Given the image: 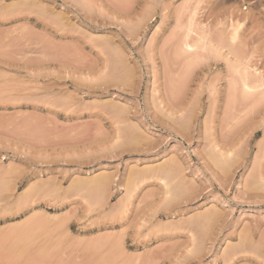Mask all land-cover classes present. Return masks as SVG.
<instances>
[{"label":"rangeland","instance_id":"rangeland-1","mask_svg":"<svg viewBox=\"0 0 264 264\" xmlns=\"http://www.w3.org/2000/svg\"><path fill=\"white\" fill-rule=\"evenodd\" d=\"M0 264H264V0H0Z\"/></svg>","mask_w":264,"mask_h":264},{"label":"bare ground","instance_id":"bare-ground-1","mask_svg":"<svg viewBox=\"0 0 264 264\" xmlns=\"http://www.w3.org/2000/svg\"><path fill=\"white\" fill-rule=\"evenodd\" d=\"M189 47H190V46H189ZM19 233H20V232H19ZM19 233H16V234L18 235ZM20 234H21V233H20ZM23 234H24V233H23ZM17 235H16V237H17ZM21 235H22V234H21ZM19 236H20V235H19ZM21 237H22V236H21ZM23 237H25V236H23ZM18 238H20V237H18ZM21 239H22V238H20L19 240L21 241ZM25 239H26V238H25ZM16 241H18V240H16ZM20 241H19V242H20ZM16 243H18V242H16ZM22 246H24V244H22ZM22 246H21V247H22ZM16 253H17V252H16ZM19 253H20V252H19ZM40 253H41V255H42V252H40ZM44 254H45V253H44ZM44 254L42 255L43 257H45ZM8 255H9V254H8ZM45 255H46V254H45ZM19 256H21V255H19ZM8 257H9V256H8ZM29 257H31V256H29ZM32 257H33V256H32ZM35 257L37 258V256H35ZM43 257H42V258L38 257V258H39V260L42 259V260L44 261V258H43ZM10 258H12V257H10ZM15 258H16V256H15ZM15 258L10 259V261H11V260L14 261ZM38 258H37V259H38ZM31 259H32V258H31ZM31 259H30V260H31ZM16 260H17V258H16ZM8 261H9V260H8ZM34 261H35V260H34ZM43 261H42V262H43ZM32 262H33V261H32ZM33 263H34V262H33ZM37 263H39V261H38Z\"/></svg>","mask_w":264,"mask_h":264}]
</instances>
